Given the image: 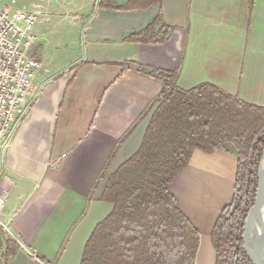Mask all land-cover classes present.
Returning <instances> with one entry per match:
<instances>
[{"label":"crops","instance_id":"0c3cea01","mask_svg":"<svg viewBox=\"0 0 264 264\" xmlns=\"http://www.w3.org/2000/svg\"><path fill=\"white\" fill-rule=\"evenodd\" d=\"M126 2L30 4V11L42 6L31 54L49 71L36 73L39 94L29 97L30 113L0 157V217L18 243L7 264H40L17 239L45 264H80L92 230L111 209L85 196L101 188L102 170H115L139 148L145 113L163 91L160 79L132 64L177 71L183 88L210 82L264 106V0H191L189 21L186 0H165L163 21L184 27L168 31L161 22L152 33L161 40L151 42L133 34L161 11L116 7ZM73 27L85 38L82 51L68 47ZM237 164L234 150H195L169 187L199 231L196 264H216L212 232L233 201Z\"/></svg>","mask_w":264,"mask_h":264},{"label":"trees","instance_id":"16d2710c","mask_svg":"<svg viewBox=\"0 0 264 264\" xmlns=\"http://www.w3.org/2000/svg\"><path fill=\"white\" fill-rule=\"evenodd\" d=\"M161 2L127 0L116 7L140 10ZM161 17L159 12L133 36L142 42L160 41L152 33ZM132 65L160 79L163 91L145 113L149 123L139 148L115 170H104L98 181L97 198L111 209L92 230L80 264H196L199 231L169 187L195 150L217 149L236 151L238 164L233 201L212 232L216 264H252L244 250L243 232L258 188L264 106L210 82L183 88L176 82L177 71ZM9 241L0 236V264H7L17 251V243L12 246Z\"/></svg>","mask_w":264,"mask_h":264},{"label":"built area","instance_id":"2783aa9c","mask_svg":"<svg viewBox=\"0 0 264 264\" xmlns=\"http://www.w3.org/2000/svg\"><path fill=\"white\" fill-rule=\"evenodd\" d=\"M40 10L14 9L0 6V157L11 146L20 120L29 114V97L39 94L34 78L39 70L48 72L43 62L31 54L36 41L35 25L40 19ZM63 156H66L64 154ZM5 199L0 196V211ZM0 226L14 234L7 222L0 217ZM21 247L45 264L35 250L29 249L17 239Z\"/></svg>","mask_w":264,"mask_h":264},{"label":"water","instance_id":"95a60500","mask_svg":"<svg viewBox=\"0 0 264 264\" xmlns=\"http://www.w3.org/2000/svg\"><path fill=\"white\" fill-rule=\"evenodd\" d=\"M255 201L244 223V250L252 264H264V150L259 162Z\"/></svg>","mask_w":264,"mask_h":264},{"label":"rangeland","instance_id":"374dc122","mask_svg":"<svg viewBox=\"0 0 264 264\" xmlns=\"http://www.w3.org/2000/svg\"><path fill=\"white\" fill-rule=\"evenodd\" d=\"M93 1L96 2L97 0H93ZM31 2H32V0H0V6L7 4L9 7L14 8V9H28L29 10ZM164 2H165V0H162L161 5L160 6H156L157 10L161 11V13H163V7H164L163 4H164ZM190 2H191V0H186V6H185V10H184V20L185 21L186 20L187 21L190 20V10H191ZM40 7H42L40 4H36V9L35 10L39 9ZM160 21L165 22V20L163 21V14H162V17H161ZM181 26L184 27V25L166 23L165 24V30L173 31L176 27H181ZM67 33L69 34V36L67 37V39H68V47L71 48L72 52L78 51V48L81 51L83 49H85L86 41H85V38L82 35V32L81 33L79 32V29H78V34H77V32H75L74 27L71 30H68ZM74 36H76L75 40H73ZM70 38H72V40ZM27 103H28V101H26L24 104H22L21 108H25ZM29 113H30V110H29ZM28 115H26L25 117H27ZM24 118H22L20 120V125H21L22 121L24 120ZM19 126H18V128H19ZM18 128H17V130H18ZM17 130H16V132H17ZM16 132H15V134H16ZM15 134H14V136H15ZM103 171L104 170H102L101 174H99V176L97 177L96 183H98V181L100 180ZM100 191H101V188H97L96 190H94V193H92L90 196H85V197L92 198V199L93 198H97V196L99 195ZM0 234L2 235V238L5 241H9L10 240L9 242L12 243L11 244L12 246H14L17 243L15 241V238L13 237V235L9 231L5 230L3 227H0ZM69 244H71L70 240L68 242V246H69ZM66 248H65V250H66Z\"/></svg>","mask_w":264,"mask_h":264}]
</instances>
